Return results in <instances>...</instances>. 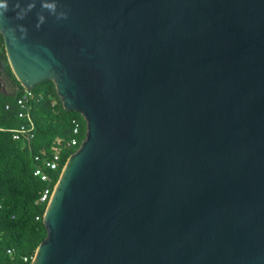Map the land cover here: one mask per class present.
I'll list each match as a JSON object with an SVG mask.
<instances>
[{
  "label": "water",
  "instance_id": "obj_1",
  "mask_svg": "<svg viewBox=\"0 0 264 264\" xmlns=\"http://www.w3.org/2000/svg\"><path fill=\"white\" fill-rule=\"evenodd\" d=\"M6 3L16 80L86 123L30 264H264V0Z\"/></svg>",
  "mask_w": 264,
  "mask_h": 264
},
{
  "label": "trees",
  "instance_id": "obj_2",
  "mask_svg": "<svg viewBox=\"0 0 264 264\" xmlns=\"http://www.w3.org/2000/svg\"><path fill=\"white\" fill-rule=\"evenodd\" d=\"M0 77L17 89L11 93L0 91V264H8L12 260L7 250L14 251L13 261L23 256L31 258L45 239L42 221L47 202H40L41 194L56 185L67 159L85 138L86 123L80 114L63 109L53 82L45 81L31 90L33 137L13 139L10 130L23 124L16 105L23 88L9 67L1 35ZM75 125L77 134H73ZM72 139L76 146L70 145ZM55 150L60 156L58 168L52 173L45 170L49 182L41 181L34 176V169Z\"/></svg>",
  "mask_w": 264,
  "mask_h": 264
},
{
  "label": "built area",
  "instance_id": "obj_3",
  "mask_svg": "<svg viewBox=\"0 0 264 264\" xmlns=\"http://www.w3.org/2000/svg\"><path fill=\"white\" fill-rule=\"evenodd\" d=\"M32 100L33 94L31 93V91H28L26 89H23V91L16 100V105L18 106V117L23 120V124H21L17 129L10 130L13 133V139L15 140H18L21 136L26 138L27 140L33 137L34 125L30 116ZM77 132L78 126L75 125L73 129V134H77ZM70 145L76 146V140L72 139L70 141ZM38 160V157L35 158L36 162H38ZM59 161L60 156L57 150H55L49 158L41 162L42 166H36V168L34 169V176L39 177L41 181L49 182V175L45 172V170L50 173L56 172ZM53 189L54 187L51 190L49 188H46L41 194L40 202H47L48 204ZM6 253L8 256H10V260H12V262H9L8 264H30L33 258L23 256L13 261L14 251L12 249H9L6 251Z\"/></svg>",
  "mask_w": 264,
  "mask_h": 264
},
{
  "label": "clouds",
  "instance_id": "obj_4",
  "mask_svg": "<svg viewBox=\"0 0 264 264\" xmlns=\"http://www.w3.org/2000/svg\"><path fill=\"white\" fill-rule=\"evenodd\" d=\"M34 3H28L26 8H20V5L17 3L15 5L16 8H20V11L17 13L18 18H23L25 13L29 10H31L34 7ZM41 7L42 9L47 10L50 14H56V3L55 0H41ZM8 5L6 3V0H3V2H0V10L7 11ZM39 15V14H38ZM59 17H65V13L60 12L58 13ZM44 16L39 15V21L43 22ZM39 26V25H37ZM21 31H23V28H21Z\"/></svg>",
  "mask_w": 264,
  "mask_h": 264
},
{
  "label": "rangeland",
  "instance_id": "obj_5",
  "mask_svg": "<svg viewBox=\"0 0 264 264\" xmlns=\"http://www.w3.org/2000/svg\"><path fill=\"white\" fill-rule=\"evenodd\" d=\"M0 81L2 83V91L3 92H15L17 89L15 86H13V84H11L8 80H6V78L4 77H0Z\"/></svg>",
  "mask_w": 264,
  "mask_h": 264
}]
</instances>
